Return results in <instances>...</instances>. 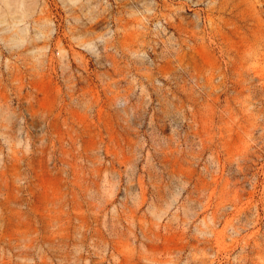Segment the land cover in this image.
Returning <instances> with one entry per match:
<instances>
[{"label":"rangeland","instance_id":"374dc122","mask_svg":"<svg viewBox=\"0 0 264 264\" xmlns=\"http://www.w3.org/2000/svg\"><path fill=\"white\" fill-rule=\"evenodd\" d=\"M0 264H264V0H0Z\"/></svg>","mask_w":264,"mask_h":264}]
</instances>
